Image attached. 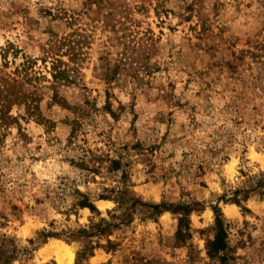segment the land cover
I'll use <instances>...</instances> for the list:
<instances>
[{
  "label": "rangeland",
  "instance_id": "374dc122",
  "mask_svg": "<svg viewBox=\"0 0 264 264\" xmlns=\"http://www.w3.org/2000/svg\"><path fill=\"white\" fill-rule=\"evenodd\" d=\"M0 41V264H264V0H0Z\"/></svg>",
  "mask_w": 264,
  "mask_h": 264
},
{
  "label": "trees",
  "instance_id": "16d2710c",
  "mask_svg": "<svg viewBox=\"0 0 264 264\" xmlns=\"http://www.w3.org/2000/svg\"><path fill=\"white\" fill-rule=\"evenodd\" d=\"M114 165H118V161H111ZM101 198L107 199L110 197L107 196H101ZM114 200H117V197H114ZM78 205L81 207H88L92 211H95V207L90 201V199L83 195V199H80L78 201ZM176 210L182 211V216L179 217V228L177 231V237L184 238L186 236H189V222L187 220V215L189 211V207L187 205H177ZM215 235L214 238L209 241L208 243V253L211 257H215L219 255L222 251H224L227 248V241H226V232H225V226L223 223V220L220 216V213L215 210Z\"/></svg>",
  "mask_w": 264,
  "mask_h": 264
},
{
  "label": "bare ground",
  "instance_id": "6f19581e",
  "mask_svg": "<svg viewBox=\"0 0 264 264\" xmlns=\"http://www.w3.org/2000/svg\"><path fill=\"white\" fill-rule=\"evenodd\" d=\"M63 256L65 257L64 263L62 264H69V261L72 259V251L68 249V247H63Z\"/></svg>",
  "mask_w": 264,
  "mask_h": 264
},
{
  "label": "clouds",
  "instance_id": "9594fccd",
  "mask_svg": "<svg viewBox=\"0 0 264 264\" xmlns=\"http://www.w3.org/2000/svg\"><path fill=\"white\" fill-rule=\"evenodd\" d=\"M2 43H3V41H0V44H2ZM104 207L105 208H113V207H115V205L112 203H107L104 205ZM69 264H71V260L69 261Z\"/></svg>",
  "mask_w": 264,
  "mask_h": 264
}]
</instances>
